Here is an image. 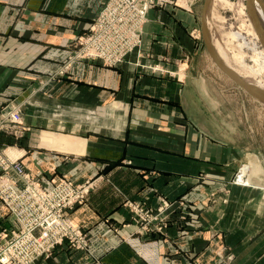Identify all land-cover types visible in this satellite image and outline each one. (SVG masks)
I'll return each instance as SVG.
<instances>
[{
	"label": "crops",
	"instance_id": "1",
	"mask_svg": "<svg viewBox=\"0 0 264 264\" xmlns=\"http://www.w3.org/2000/svg\"><path fill=\"white\" fill-rule=\"evenodd\" d=\"M106 1L0 0V111L21 103L29 127L23 138L1 134L0 146L22 154L44 187L65 177L74 184L98 179L71 216L92 239L94 256L66 244L47 264H264V199L253 187L224 185L240 162L238 147L209 137L191 118L189 71L172 77L194 42L192 15L151 10L141 54L120 66L70 63ZM156 65L162 71L153 72ZM112 107L120 112L117 132ZM62 137L71 150L52 142ZM220 185L231 188L226 206L209 199ZM160 197L175 203L169 222L143 231L124 203L158 209ZM0 226H12L1 203ZM132 236L143 242L139 251L127 242ZM225 255L234 258L228 263Z\"/></svg>",
	"mask_w": 264,
	"mask_h": 264
},
{
	"label": "rangeland",
	"instance_id": "2",
	"mask_svg": "<svg viewBox=\"0 0 264 264\" xmlns=\"http://www.w3.org/2000/svg\"><path fill=\"white\" fill-rule=\"evenodd\" d=\"M113 1L114 0H107L102 10L97 14L95 18L99 16V14L103 11L106 5H111ZM133 1L136 0H130L131 3H133ZM148 1L149 4L155 6L153 10H167L168 8H180L188 11L192 15V23L190 24L191 26L189 29V33L192 41L194 42H192V44H190V46L188 47V50L190 49V52L188 53V59H184V61L182 60V62L186 64L184 65V67L182 65V62L179 63V60L181 59H176V68L178 67V69L175 73L172 74V77L176 79H184V71H189L190 76L188 95L190 98L189 114L191 118L202 121V128L209 137H212L217 141H221L238 147V150L240 152V162L238 163V166L233 169L234 173L232 175L231 180L225 183L224 185H231V188L234 186L246 189H250L251 187H253L252 189H255V191H257L256 194L260 195L259 197L264 199V103L254 98L250 93H248L242 87L237 85L224 72H222L212 60L204 44L201 29L202 10L205 0ZM258 1L212 0L210 8L208 10V31L218 54L222 57L224 62L244 80L254 84L258 89L264 91V72L262 75H255L251 72V70L248 69L252 66H255V68H257V65H255V61L252 59L254 57V53L248 47L251 46V44L249 45V43L254 38L253 32L255 31V28H257L254 24V17H252L253 15L250 7L252 6L255 12L257 11V13H264V4L260 3L261 1ZM257 2L260 4H257ZM145 25L143 27L142 38H144ZM87 31L84 34H86ZM235 34H239L241 35V37L233 36ZM254 40L257 42L259 51H264V44L262 43V41L257 38H254ZM242 44L248 46L246 47ZM142 49L143 42L141 48L132 54L140 55ZM241 54L245 55L243 60V63L245 64L244 66L235 60V57ZM75 61L81 60H74L73 62ZM89 61L98 64L100 63L102 65L105 64L93 60ZM107 63L112 64L111 61H108ZM178 63L180 64L179 66ZM104 66L110 67L107 65ZM150 68L153 72L158 70L162 71L161 69L157 68V65L155 67ZM18 108L23 114L22 104L17 103L9 106V108L4 110L6 111L5 117H9L10 113ZM119 118L120 112L118 111V109L112 107L111 130L114 132H117V127H119ZM48 136L49 135H45L46 139L44 140V145L49 142V140L47 139ZM62 139H60L61 144L59 143L60 140H58V138H53L52 142L56 144L57 148L71 150L70 138L62 137ZM8 153L12 154V152L10 151H8ZM249 162H256L257 164L261 165L262 173H259L258 175L255 174L252 176L250 173H247V177H251L253 179L252 183L248 184V182L246 181L247 177L241 178V173L243 168L250 164ZM97 180L98 179L89 178L83 183L74 184L68 179V181L75 186H80L86 183L92 184V188L84 192L82 199L83 202L79 207L87 203V200L90 198L91 193L97 186ZM231 188L223 186L221 187V189H219V191H211V198L209 199L214 201V203L216 204L218 202L217 199H221L219 201L221 203V206H226L230 202ZM124 204L129 209L132 215L133 222L137 225L142 224L141 221L138 220L142 214L148 215L149 218H151V220L153 221V227L150 228L147 226L144 228V226L142 225L141 229L143 231L153 232L159 231L161 230V227L167 226L169 219L166 213L172 212L170 208L172 207V204L175 203L170 204L169 201H167L164 197H160V205L158 209H152L148 207L145 203H135L133 201H126ZM77 208L78 207L71 211H68V215L71 222H73L71 218L72 211L76 210ZM3 209L7 213L4 206ZM195 213H199V211H195ZM137 215L139 217H137ZM74 225L77 226L76 224ZM77 227L86 232L81 227ZM138 238V236H132L127 238V242L132 244L137 251L141 249V246H138V243H140V245H142L143 243L140 242V239ZM91 240L92 239L90 238V242ZM147 242L149 243V241ZM151 243L154 244V242ZM70 248L74 249L75 247L70 246ZM53 257L50 260H47L46 262L51 261ZM223 258H226V255ZM233 258V255H227L226 261L230 263Z\"/></svg>",
	"mask_w": 264,
	"mask_h": 264
},
{
	"label": "built area",
	"instance_id": "3",
	"mask_svg": "<svg viewBox=\"0 0 264 264\" xmlns=\"http://www.w3.org/2000/svg\"><path fill=\"white\" fill-rule=\"evenodd\" d=\"M154 7L148 0H114L106 5L87 33L76 40L70 63L93 60L110 67L124 63L141 48L143 27ZM5 112L0 111V135L25 137L29 128L24 125L20 109L9 117H5ZM22 157L9 154L0 146V203L12 219L11 227L0 226V264H47L56 249L66 244L93 257L90 236L75 226L68 215V211L82 204L84 192L92 184L75 186L64 178L48 189L30 175ZM13 174L23 182L22 186L11 177ZM138 220L144 228L153 222L145 214Z\"/></svg>",
	"mask_w": 264,
	"mask_h": 264
},
{
	"label": "water",
	"instance_id": "4",
	"mask_svg": "<svg viewBox=\"0 0 264 264\" xmlns=\"http://www.w3.org/2000/svg\"><path fill=\"white\" fill-rule=\"evenodd\" d=\"M212 0H205L202 10V19H201V29L203 41L206 46L207 51L209 52L212 60L224 72L231 80H233L237 85L242 87L248 93H250L254 98L264 103V91L258 89L254 84L247 82L242 77H240L232 68H230L218 54L208 31V10L210 8ZM251 8V7H250ZM252 14L254 15V20L256 25L258 24L257 17H255L254 8H251Z\"/></svg>",
	"mask_w": 264,
	"mask_h": 264
},
{
	"label": "bare ground",
	"instance_id": "5",
	"mask_svg": "<svg viewBox=\"0 0 264 264\" xmlns=\"http://www.w3.org/2000/svg\"><path fill=\"white\" fill-rule=\"evenodd\" d=\"M251 1V0H250ZM254 1V0H253ZM258 1V0H257ZM261 1V2H260ZM258 2L264 4V0H260ZM257 4H260L258 3ZM251 4V2H250ZM255 4V5H257ZM264 7V6H263ZM252 8V6H251ZM250 8V9H251ZM252 11V10H251ZM255 12V10H254ZM253 15V14H252ZM254 17V15L252 16ZM255 17H257V20H258V24L256 25V22L254 20V24L256 25L257 28H255V31L253 32L254 34V38H257V39H260L262 41V43L264 44V13H257L256 11V14H255ZM259 17V19H258ZM254 19V18H253ZM253 24V26H254ZM261 25V26H260ZM233 36H236V37H241V35L239 34H235ZM254 38L250 41L249 45L251 44L250 47V50H252V52L254 53V57L252 58L254 61H255V65H257V68H255V66L253 67H250L248 68L249 70H251L252 73H254L255 75H262L263 72H264V51H259V48H258V45H257V42L254 40ZM238 39V38H237ZM243 41H244V38H243ZM242 45H245V44H242ZM246 46V45H245ZM248 46V45H247ZM246 46V47H247ZM222 51V50H221ZM223 52V51H222ZM244 57L245 55H238L235 57V60L242 64L243 66L245 65L243 62L244 60ZM65 146V145H64ZM257 160V159H256ZM250 161V160H249ZM250 163V164H249ZM248 166H245L242 170V173H241V178H246L247 177V173H250L251 176L252 175H255V174H259V173H262V169H261V165L257 164L256 162H249ZM264 172V171H263ZM249 174V175H250ZM256 177V176H255ZM248 178V179H247ZM246 178V181L249 183H252L253 179L251 177H247ZM241 180V179H240ZM262 180V179H261ZM244 181V180H243ZM246 183V182H245Z\"/></svg>",
	"mask_w": 264,
	"mask_h": 264
}]
</instances>
